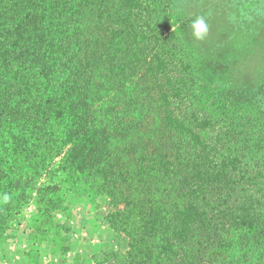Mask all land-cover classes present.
<instances>
[{"label":"trees","instance_id":"obj_1","mask_svg":"<svg viewBox=\"0 0 264 264\" xmlns=\"http://www.w3.org/2000/svg\"><path fill=\"white\" fill-rule=\"evenodd\" d=\"M157 5L156 0H0V130L15 125L35 132L48 164L58 147H74L77 157L70 166L86 180L105 184L102 192L126 205L114 215L123 214L130 238L123 264L264 259V130L262 143H247L215 163L220 158L211 146L212 122L199 119L188 102L187 71L173 79L167 68L174 55L164 56L161 49L165 31ZM152 103L159 108L160 145H141L138 136L124 153L127 146L117 147L116 139L140 130L138 111ZM2 135L0 199L15 202L35 190L34 182L20 173L15 151H6L5 144L15 141L5 143ZM160 175L169 187L157 204L144 191L153 196ZM50 187L39 190L41 200L53 201ZM15 204L13 209L0 203V233L18 220L22 204ZM137 207L145 211L134 234L128 230L133 217L125 212ZM223 250L230 255L225 262L217 255Z\"/></svg>","mask_w":264,"mask_h":264},{"label":"rangeland","instance_id":"obj_2","mask_svg":"<svg viewBox=\"0 0 264 264\" xmlns=\"http://www.w3.org/2000/svg\"><path fill=\"white\" fill-rule=\"evenodd\" d=\"M158 15L161 16V31L165 34L160 38L161 49L174 55V61L168 64L171 75L186 70L192 89L188 96L195 115L199 119L207 118L212 122L210 129L211 144L217 148L220 158L214 159L220 165L222 157L233 156L245 144L261 142L264 130V0H156ZM204 17L208 32L203 39H196L191 30V21L196 17ZM98 19V14L95 20ZM91 22V21H90ZM153 54L147 52V57ZM156 100V99H154ZM155 103V102H154ZM152 105L138 111V122L143 125L140 130H133L128 139L119 141L117 147L129 151V143L141 145L153 143L160 145L163 138L158 128L159 108ZM100 104H103L101 102ZM99 108V107H98ZM121 110H123L120 107ZM115 126V123H113ZM105 125L98 123V129ZM62 130V128H61ZM2 140L6 143L15 141V146L9 147L7 153L14 152L20 173L33 179V190L30 195L24 192L14 199L21 202V213L18 220L11 225L17 227L23 222V213L32 207L31 219L53 234L63 235L77 229L93 227L103 230L109 227L106 235L109 244L96 255L98 264H123L130 250V238L124 231L123 214L114 217L119 211H125L126 205L116 202L103 193V185L98 180H86V174L80 169L71 167V157H77L73 146H60L53 152L51 162L44 149V144L35 132L25 127L9 126L0 130ZM254 136V138H253ZM253 138V140H252ZM96 141V139H91ZM253 141V142H252ZM124 145V146H123ZM137 147L136 149H138ZM131 149V148H130ZM141 149V148H140ZM221 152V153H220ZM214 163V164H215ZM21 165V166H20ZM46 165V166H45ZM42 169H47L45 173ZM155 181L156 189L153 196H147L153 203L161 200L162 194L169 187V179ZM29 178V179H30ZM236 179H239L238 177ZM31 180V179H30ZM158 183L163 184L158 188ZM51 187L53 201L41 200L38 196L43 187ZM93 185V186H91ZM44 191V190H43ZM46 191H44L45 193ZM28 197V198H27ZM27 198V199H26ZM154 199V200H153ZM6 203L9 208H15V202L5 201L4 195L0 203ZM27 200V201H26ZM144 200L145 203V199ZM79 208V209H78ZM145 209L139 207L128 210L125 214L133 217L130 220L132 233L139 232L140 220ZM116 221L118 228L110 226V221ZM37 225V224H36ZM62 229L63 231H61ZM137 229V230H135ZM58 230V231H57ZM108 230V231H109ZM109 233V232H108ZM111 241V243H110ZM60 246L65 240L60 238ZM110 246V247H109ZM63 248L67 249L66 246ZM222 262L227 261L229 253L225 250L217 254ZM249 264H264V259L256 255Z\"/></svg>","mask_w":264,"mask_h":264},{"label":"crops","instance_id":"obj_3","mask_svg":"<svg viewBox=\"0 0 264 264\" xmlns=\"http://www.w3.org/2000/svg\"><path fill=\"white\" fill-rule=\"evenodd\" d=\"M32 210L27 208L20 225L7 227L0 233V264H98L96 255L109 244L101 232L110 236L109 227L103 230L75 227L63 235L53 234L31 219ZM60 238L65 240L62 246Z\"/></svg>","mask_w":264,"mask_h":264},{"label":"clouds","instance_id":"obj_4","mask_svg":"<svg viewBox=\"0 0 264 264\" xmlns=\"http://www.w3.org/2000/svg\"><path fill=\"white\" fill-rule=\"evenodd\" d=\"M192 34L196 39H203L208 32V26L204 17L198 16L191 21ZM6 199V198H5Z\"/></svg>","mask_w":264,"mask_h":264}]
</instances>
